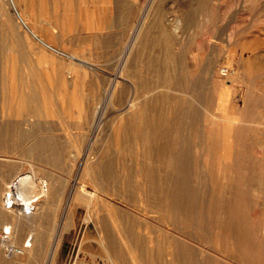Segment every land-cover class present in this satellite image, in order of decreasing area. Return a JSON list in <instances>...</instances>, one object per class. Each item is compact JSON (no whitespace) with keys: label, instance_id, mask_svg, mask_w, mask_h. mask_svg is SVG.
Instances as JSON below:
<instances>
[{"label":"rangeland","instance_id":"374dc122","mask_svg":"<svg viewBox=\"0 0 264 264\" xmlns=\"http://www.w3.org/2000/svg\"><path fill=\"white\" fill-rule=\"evenodd\" d=\"M15 3L0 4V207L31 169L38 191L8 208L32 222L0 219V264H264V0ZM28 238L32 254L5 252Z\"/></svg>","mask_w":264,"mask_h":264},{"label":"bare ground","instance_id":"6f19581e","mask_svg":"<svg viewBox=\"0 0 264 264\" xmlns=\"http://www.w3.org/2000/svg\"><path fill=\"white\" fill-rule=\"evenodd\" d=\"M9 1V3H11V2H13L14 4H16L15 3V0H8ZM6 2V0H0V4H2V5H4V3ZM25 2V1H24ZM147 4V3H146ZM152 4V3H151ZM80 5V4H79ZM28 6H30V5H28ZM82 6H84V4H82ZM5 8H4V10L3 11H1V22H0V24H1V26L0 27H2L3 29H7V27H8V21H9V15H8V12H7V10H6V6H4ZM81 7V6H80ZM100 7V6H99ZM129 7V6H128ZM25 8V7H24ZM100 8H102V7H100ZM105 8V7H104ZM103 8V9H104ZM92 9H94V8H92ZM96 10H97V8H95ZM106 9V8H105ZM104 9V10H105ZM29 10H31V9H29ZM102 10V9H101ZM125 10V9H124ZM131 11V10H130ZM146 11V10H145ZM19 14V13H18ZM80 14V13H79ZM86 14V13H85ZM64 15V14H63ZM73 15H74V13H73ZM126 15V14H125ZM85 16V15H84ZM148 16V15H147ZM74 17V16H73ZM86 17L87 16H85V19H86ZM90 17V16H89ZM124 17V16H123ZM127 17V16H126ZM139 18H140V16H139ZM151 20V19H150ZM21 21L23 22V24L25 25V27L30 31V32H32L35 36H37V38H39L43 43H45V44H49V41L47 42V41H45L42 37H40L34 30H32L31 29V27H29L28 26V24L26 23V21L22 18L21 19ZM73 21V20H72ZM86 21V20H85ZM88 21V20H87ZM144 21V20H143ZM199 21V20H198ZM79 22V21H78ZM48 23H49V21H48ZM90 23H91V21H90ZM138 23V22H137ZM144 23V22H143ZM178 23H179V21H178ZM73 24V23H72ZM81 24V23H80ZM88 24V23H87ZM52 24H50L49 26H51ZM137 25V24H136ZM135 25V26H136ZM15 26V25H14ZM13 26V27H14ZM141 26V25H140ZM12 27V28H13ZM72 27V26H71ZM144 27V26H143ZM54 28V27H53ZM55 28H56V26H55ZM137 28V27H136ZM140 29H141V27H139ZM11 29V28H10ZM63 29V28H62ZM134 29V28H133ZM144 29V28H143ZM48 30V29H47ZM96 30V29H95ZM139 30V29H138ZM138 30H137V32H138ZM7 31V30H6ZM144 31V30H143ZM26 33H27V31H25ZM24 32V33H25ZM65 32V31H64ZM10 33V32H9ZM139 33V32H138ZM5 34V33H4ZM3 34V35H4ZM7 34H8V32H7ZM139 35V34H138ZM5 36V35H4ZM8 36V35H7ZM134 36V35H133ZM12 37V36H11ZM136 37L137 38H139V36H137L136 35ZM14 38V37H13ZM6 39H8V37H6ZM143 39V38H142ZM4 40V39H3ZM18 40V39H17ZM47 40V39H46ZM13 41H14V39H13ZM134 41H135V38H134ZM133 41V42H134ZM7 42H8V40H7ZM16 42V41H15ZM129 42V41H128ZM132 42V41H131ZM227 42V41H226ZM137 43H139V41L137 42ZM6 44V43H5ZM10 44V43H9ZM130 44V43H129ZM134 44H136L135 42L134 43H132V47H133V45ZM140 44V43H139ZM7 45V44H6ZM17 45V44H16ZM18 45H19V43H18ZM19 46H21V45H19ZM139 46V45H138ZM6 47H8V46H6ZM16 47H18V46H16ZM51 47V46H50ZM136 47H137V45H136ZM20 48V47H19ZM131 50L132 49H134V48H131V46L129 47ZM128 48V49H129ZM6 49V48H5ZM54 49V48H53ZM129 49V50H130ZM136 49V48H135ZM58 50V49H57ZM121 50V49H120ZM25 51V50H24ZM126 51H128V50H126ZM125 52V51H124ZM133 52V55H134V51H132ZM36 53V52H35ZM4 54V53H3ZM64 54H66V53H64ZM69 54V53H68ZM18 55V54H17ZM121 55V54H120ZM128 55V54H127ZM132 55V56H133ZM79 56V55H78ZM123 56V55H122ZM130 57H131V54L129 55ZM1 57V56H0ZM69 59L67 60L68 62H67V69H68V71L69 72H75L76 71V68H74V64L73 63H75L74 62V60H77L79 57H77V55L75 54V53H71V55H69ZM128 57V56H127ZM129 57V58H130ZM34 58V57H33ZM126 58V57H125ZM2 59V58H1ZM19 59V58H18ZM38 59H40L39 57H38ZM49 59V58H48ZM54 59V58H53ZM135 59V58H134ZM133 59V60H134ZM20 60H22V59H20ZM126 60V59H125ZM130 60V59H129ZM3 61H5L4 60V58H3ZM7 63L8 64H11V65H16L17 64V66H24V65H22L23 63H22V61H18L17 63L15 62V60L13 61L12 59H10V61H9V58H7ZM25 61V60H24ZM61 61V60H60ZM80 61V60H79ZM118 61V60H117ZM127 61V60H126ZM48 62V61H47ZM59 62V61H58ZM25 63V62H24ZM52 63V62H51ZM80 63V62H79ZM115 63H116V61H115ZM131 63H132V61H131ZM30 64V63H29ZM32 64V63H31ZM48 64V63H47ZM62 64H63V62H62ZM84 64H85V62H84ZM89 64V63H88ZM122 64H124V66H125V64L126 63H123L122 62ZM122 64H120V65H122ZM127 64H128V62H127ZM138 64V63H137ZM27 65V64H26ZM34 65V64H33ZM90 65V64H89ZM116 65H119V64H116ZM138 65H140V64H138ZM38 66V65H37ZM76 66V65H75ZM86 66V65H85ZM91 66V65H90ZM89 66V67H90ZM127 66H129V65H127ZM137 66V65H136ZM25 67V66H24ZM33 67V66H32ZM42 67H44V66H42ZM91 67H93V66H91ZM117 67V66H116ZM38 69H39V67H37ZM41 68V67H40ZM47 68V67H46ZM52 68H54V67H52ZM79 68V67H78ZM118 68V67H117ZM129 68V67H128ZM127 68V69H128ZM135 68V67H134ZM140 68H141V66H140ZM26 69V68H25ZM83 69V71L85 70L84 68H82ZM97 69H98V67H97ZM126 69V68H125ZM41 70H42V68H41ZM46 70V69H45ZM45 70H44V72H45ZM59 70V69H58ZM65 70V69H64ZM130 70V69H129ZM23 71H24V69H23ZM38 71V70H37ZM60 71V70H59ZM134 71V70H133ZM142 71H143V69H142ZM39 72V71H38ZM56 72V71H55ZM144 72V71H143ZM142 72V73H143ZM43 73V72H42ZM59 74H60V72H58ZM128 73H131V72H129L128 71ZM146 73V72H145ZM148 73V72H147ZM61 74H62V72H61ZM82 74V73H81ZM80 75V74H79ZM15 76V75H14ZM29 76L30 75H28V73H27V78H29ZM54 76V75H53ZM56 76H57V74H56ZM61 76V75H60ZM130 76V75H129ZM31 77V76H30ZM39 77V76H38ZM51 77V76H50ZM58 77V76H57ZM71 77H73V76H71ZM82 77V76H81ZM125 77V76H124ZM139 77V76H138ZM40 78V77H39ZM45 78H46V76H45ZM49 78V77H48ZM60 78V77H59ZM58 78V79H59ZM78 78H79V76H78ZM123 78V77H122ZM133 78H135V77H133ZM137 78V77H136ZM144 78V77H143ZM34 79H35V77H34ZM62 79V78H61ZM71 79V78H70ZM125 79H127V78H125ZM146 79V78H145ZM5 80V79H4ZM15 80V79H14ZM14 80H13V83H14ZM21 80V79H20ZM29 80H30V78H29ZM44 80V79H43ZM47 80V79H46ZM51 80V79H50ZM49 80V81H50ZM54 80V79H53ZM52 80V81H53ZM55 80H56V78H55ZM18 81V80H17ZM16 81V82H17ZM31 81V80H30ZM116 81H117V79H116ZM125 81V80H124ZM136 81H138V79H136ZM140 81V80H139ZM29 82V81H28ZM41 82V81H40ZM58 82V81H57ZM68 82V81H67ZM70 82V81H69ZM37 83V82H36ZM49 83V82H48ZM55 83V82H54ZM76 83H77V81H76ZM117 83H119V82H117ZM142 83V82H141ZM30 84V83H29ZM33 84V83H32ZM73 84V83H72ZM130 84H132V83H130ZM135 84H137V83H135ZM134 83H133V85H135ZM34 85V84H33ZM37 85V84H36ZM20 86V85H19ZM61 86V85H60ZM121 86V85H120ZM40 87V86H39ZM62 87V86H61ZM5 88V87H4ZM112 88H113V86H112ZM135 89V88H134ZM110 90V89H109ZM28 91V90H27ZM54 91V90H53ZM115 91H117V90H115ZM133 91V90H132ZM49 92V91H48ZM36 92H34V94H35ZM110 93V92H109ZM25 94H27V93H25ZM30 94H32V93H30ZM60 94V93H59ZM36 95V94H35ZM30 96H32V95H30ZM62 96V95H61ZM60 96V97H61ZM14 97V96H13ZM29 97V96H28ZM35 97V96H34ZM37 97V96H36ZM113 97H115V96H113ZM30 98V97H29ZM29 98H26V99H29ZM32 98V97H31ZM55 98V97H54ZM17 100H18V98H16ZM107 99H108V97H107ZM113 99V98H112ZM30 100V99H29ZM81 100V99H80ZM110 100V99H109ZM27 101V100H26ZM54 101V100H53ZM112 101V100H111ZM31 102V101H30ZM132 102V101H131ZM130 102V103H131ZM37 103H38V101H37ZM109 103V102H108ZM112 103V102H111ZM15 105V104H14ZM82 105V104H81ZM81 105H80V107H81ZM19 107V106H18ZM29 107H30V105H29ZM35 107V106H34ZM105 107V106H104ZM121 108V107H120ZM44 109V108H43ZM14 110H15V108H14ZM30 111V110H29ZM102 111V110H101ZM98 112V111H97ZM104 112V111H103ZM95 113V112H94ZM24 115V114H23ZM25 116V115H24ZM33 116V115H32ZM122 116V115H121ZM11 117V116H10ZM28 117V116H27ZM97 118H98V116H97ZM100 118V117H99ZM98 118V120H97V122H96V124L95 125H98V123H99V119ZM101 122V121H100ZM94 125V124H93ZM27 127V126H26ZM95 128V127H94ZM98 129V128H97ZM86 134V133H85ZM94 134H96L95 132H94ZM88 135V134H87ZM86 135V136H87ZM85 136V137H86ZM84 137V136H83ZM90 137H91V134H90ZM80 141V140H79ZM94 141V140H93ZM91 142V141H90ZM89 142V143H90ZM117 142V141H116ZM78 143V142H77ZM81 144H82V142H81ZM91 144V143H90ZM75 146V145H74ZM89 146V145H88ZM80 148V147H79ZM116 148V147H115ZM81 150V149H80ZM84 156H85V154H84ZM99 158V157H98ZM96 159V158H95ZM92 160H94V159H92ZM91 162H93V161H91ZM90 162V163H91ZM97 162V161H96ZM94 163V162H93ZM41 164V163H40ZM98 164V163H97ZM82 165V164H81ZM95 165V164H94ZM100 164H98V166H99ZM100 167V166H99ZM98 167V168H99ZM97 167H95V169H96ZM90 170H91V172L93 173V175L96 177V174H95V170L93 171L91 168H89ZM52 170V169H51ZM86 170V169H85ZM96 171H99V170H97L96 169ZM34 173V174H33ZM51 173V172H50ZM103 173V172H102ZM33 175L35 176V172H32V169L30 170V171H27L24 175H18V177H16L15 178V180L14 181H16V180H18V186H19V188H21V190H20V192L22 193V195H23V197L25 198V202L28 204V202L30 201V199H31V196H33L38 190L36 189L37 187H38V183L35 181V179H33ZM92 175V176H93ZM4 176H6L5 174H4ZM104 176V175H103ZM110 176H112V175H110ZM3 177V176H2ZM36 177V176H35ZM105 177V176H104ZM4 178V177H3ZM97 178V177H96ZM95 179V178H94ZM99 179V178H98ZM102 179V178H101ZM105 179H106V177H105ZM111 179H112V177H111ZM41 180V179H40ZM93 180V179H92ZM97 180V179H96ZM103 180V179H102ZM13 181V182H14ZM42 181V183H43V181L44 180H41ZM98 182H99V180H97ZM106 181V180H105ZM107 182H108V180H107ZM3 183H5V181L3 180V179H1L0 180V191H1V189H2V185H3ZM64 183V182H63ZM101 183V182H100ZM20 184V185H19ZM9 184L7 183V186H8ZM37 185V186H36ZM102 185V184H101ZM85 186V185H84ZM105 186V185H104ZM99 187V186H98ZM101 187V186H100ZM43 188V191L46 189L45 187H42ZM96 188V187H95ZM102 188V187H101ZM83 189H86V188H83ZM91 189H93V188H91ZM100 189V188H99ZM37 190V191H36ZM42 190V189H41ZM96 190V189H95ZM92 191H94V190H92ZM98 191V190H97ZM42 192V191H41ZM45 192V191H44ZM82 192V191H81ZM85 192V191H84ZM5 193V192H4ZM87 193V192H86ZM91 193V192H90ZM89 193V194H90ZM94 193H96V191L94 192ZM94 193H92V195H94ZM88 194V198H86L87 200H88V202L90 201V195ZM82 195H84V194H82ZM97 195V194H96ZM3 196H4V194H3ZM75 196V195H74ZM76 197V196H75ZM87 197V196H86ZM100 198H102V197H100ZM104 199V198H103ZM47 203V202H46ZM92 203V202H91ZM87 204V203H86ZM93 204V203H92ZM47 205V204H46ZM88 205V204H87ZM91 205V204H90ZM1 208V207H0ZM15 208V207H14ZM13 208V209H14ZM43 208V207H42ZM43 209H45V208H43ZM42 209V210H43ZM13 211V210H12ZM18 211V213H10L9 211H8V208L6 209V207L4 208L3 207V209L1 208V212H0V219H7V221L8 220H10V218H11V220L12 221H10L11 223H13L14 225H19L21 222H22V220H26V219H28V218H30L31 219V222H32V218L31 217H26L27 216V214L23 211V212H20L19 210H17ZM34 212H36V211H34ZM40 212V211H39ZM108 212V211H107ZM110 212H113V211H111L110 210ZM113 213H116V212H113ZM23 215H26V216H23ZM28 215H30V214H28ZM38 215V214H37ZM114 216H111L110 215V218H112V221L113 222H118V220H117V218H116V216L118 215H116V214H113ZM116 215V216H115ZM31 216V215H30ZM39 216V215H38ZM33 217H34V215H33ZM118 219H119V216H118ZM36 220V219H35ZM35 220H34V224H35ZM1 221V220H0ZM28 221V220H27ZM108 221V220H107ZM111 221V220H110ZM111 221V222H112ZM29 222H30V220H29ZM121 222V221H120ZM8 223V222H7ZM10 223V224H11ZM10 224H5L4 225V227H5V229H3L4 231L3 232H10L11 231V225ZM109 225H110V223H109ZM112 225H113V223H112ZM116 225H117V223H116ZM111 226V225H110ZM113 226H115V225H113ZM31 227H33V226H31ZM119 227V226H118ZM122 227H123V225H122ZM37 228V227H36ZM113 228V227H112ZM116 229V228H115ZM30 230H31V228H30ZM34 230H35V228H34ZM33 231V230H32ZM117 231V230H116ZM113 232V231H112ZM13 233V232H12ZM30 233H32V232H30ZM15 234V233H14ZM17 234V233H16ZM33 234V233H32ZM99 234V233H98ZM37 235V234H36ZM103 235V234H102ZM101 235V236H102ZM116 235V234H115ZM115 235H113V236H115ZM5 237H6V235H4ZM29 236H30V234H29ZM124 236V235H123ZM128 236V235H127ZM30 238H31V236H30ZM30 238H28L27 239V241L26 242H23L21 245H20V247H14L13 248V250L10 252L9 250H7L8 248L6 247V249H4L5 250V252H7V253H9V255H10V257L11 256H14V255H18L19 253H22L23 251H25V250H28V253L30 254H32V250H31V248H30V246L29 245H31V241H30ZM33 238V237H32ZM104 238V237H103ZM124 238V237H123ZM118 239V238H117ZM106 241V240H105ZM123 241H125V239L123 240ZM1 242V241H0ZM106 243V242H105ZM129 243V242H128ZM127 242H126V244H128ZM101 244H103V242H101ZM129 244H131V243H129ZM57 245V242H56V244H55V246ZM107 245V244H106ZM120 245V244H119ZM5 246H7V245H5ZM13 246V245H12ZM59 246V245H58ZM57 246V247H58ZM51 247V246H50ZM106 249H108V247L106 248ZM127 249H128V251H129V253H130V255H131V257L132 258H134L135 259V255H136V253L135 252H133L132 250H133V248L131 249V247H130V245L128 246L127 245ZM55 251H57V250H55ZM119 251V250H118ZM136 251V250H135ZM137 252V251H136ZM90 253V252H89ZM119 253V252H118ZM117 253V254H118ZM48 254V253H47ZM95 254V253H94ZM110 254V253H109ZM4 256L6 255V254H3ZM99 255V254H98ZM119 255V254H118ZM137 255H139V254H137ZM31 256V255H30ZM113 256V255H112ZM117 256V255H116ZM47 257V256H46ZM120 257V255L118 256V258ZM137 258V257H136ZM11 259V258H10ZM93 259V258H92ZM116 259V258H115ZM120 259V258H119ZM18 259H16V258H12V261L13 262H15V261H17ZM103 260V259H102ZM107 260V259H106ZM111 260V259H110ZM137 260V259H136ZM11 261V262H12ZM91 261V260H90ZM112 261V260H111ZM12 262V263H13ZM18 262V261H17ZM92 262V261H91ZM132 262H133V259H132ZM137 262H138V260H137ZM103 263V262H102ZM101 263V264H102ZM133 263H135V262H133ZM142 263V262H141ZM140 263V264H141ZM86 264V263H85ZM89 264H91V263H89ZM93 264V263H92ZM113 264H115V263H113ZM119 264V263H118ZM136 264V263H135ZM145 264V263H144Z\"/></svg>","mask_w":264,"mask_h":264},{"label":"built area","instance_id":"2783aa9c","mask_svg":"<svg viewBox=\"0 0 264 264\" xmlns=\"http://www.w3.org/2000/svg\"><path fill=\"white\" fill-rule=\"evenodd\" d=\"M42 185H44V182ZM20 190L21 188L18 186V180L9 183L3 196V204L5 207L10 208L12 206L19 205V207L29 208L30 206L34 205L33 202L37 197L31 198L27 204ZM13 248L14 247H9L8 250L11 252Z\"/></svg>","mask_w":264,"mask_h":264}]
</instances>
